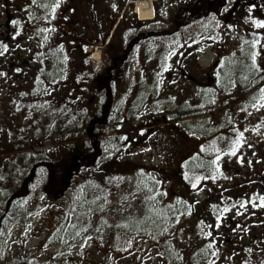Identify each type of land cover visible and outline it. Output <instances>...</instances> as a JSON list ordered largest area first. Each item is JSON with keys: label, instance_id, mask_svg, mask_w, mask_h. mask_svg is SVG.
Here are the masks:
<instances>
[{"label": "rangeland", "instance_id": "obj_1", "mask_svg": "<svg viewBox=\"0 0 264 264\" xmlns=\"http://www.w3.org/2000/svg\"><path fill=\"white\" fill-rule=\"evenodd\" d=\"M135 1L0 0V179L19 190L43 151L66 178L47 187L42 169L0 209V264H264V0L175 34L179 10L206 0H155L152 21ZM131 43L111 137L97 129L109 140L86 167L73 144L96 141L82 119L105 98L94 68ZM190 121L206 134L180 141Z\"/></svg>", "mask_w": 264, "mask_h": 264}, {"label": "trees", "instance_id": "obj_2", "mask_svg": "<svg viewBox=\"0 0 264 264\" xmlns=\"http://www.w3.org/2000/svg\"><path fill=\"white\" fill-rule=\"evenodd\" d=\"M213 1V5H210L211 2H209V0H206L205 2L201 3L200 5H198V3L196 2L195 4L189 5L187 6L185 9H183L182 11L178 12L171 27V33L175 34V33H179L181 30H183L184 28H187L195 23H197L198 21H200L201 19L209 16L212 13H216L218 15H220L221 13V9H223L228 0H212ZM259 0H237L235 2L234 8L236 7H240V6H245V5H252L255 4V6H257V4H259L258 2ZM261 1V0H260ZM89 26V31H91L90 25ZM6 30V29H4ZM8 33V30H6ZM6 34V33H5ZM113 38V37H112ZM112 38L110 39L108 45H106L108 48V50L112 47ZM105 39L103 41H99L103 43V45L105 44ZM128 44L127 48L126 45L125 47H120V48H114L111 51V60H110V65L108 66V68L106 70H104V72L97 74V70L96 68H94V74L93 75H102L103 77H101V86L100 88L102 89L103 92H105V98L103 100L102 105L100 103H96L95 104V109H92V113L88 112L87 116H82V119L85 121V124L88 126V129L85 131L88 134H90L91 136H98L96 141L90 142V141H81L82 142V146L81 148H79V144H73L75 145L76 149H78L76 155L78 156V160L79 164L82 163L83 165H85L86 167H92L95 165L94 162H96V158L97 156L100 155V151H101V145H102V141H100L101 139H99L101 136H103L102 134H99L100 132L97 131V129H102L104 128L105 125H107L110 122V119L116 114V109H115V105L113 104V97L111 96V83L112 80L117 76V74L121 75V69H123L125 63L128 60V57L131 52L132 49L134 47V45ZM7 61H9L7 59ZM5 63V62H4ZM11 65H14L11 63ZM95 75V76H96ZM251 77H253V74L251 75ZM98 78V77H97ZM99 80V78L97 79ZM102 100V99H101ZM185 110H183L184 112H187L189 109L184 108ZM83 121V122H84ZM199 125L201 124H197V122L191 121V122H185L182 124V126L180 127V131H173L174 134L177 135V137L179 138L180 141H184L186 140L188 135L193 139V138H197L200 139L201 136L206 134V130L204 131L203 128H201ZM211 127H212V132H210V134L207 135L211 136L214 134H217V132H219L220 127L217 126H213L211 123ZM228 128V127H227ZM187 133L188 135L186 136ZM204 138V137H203ZM74 147V148H75ZM87 147V148H86ZM79 152V154H78ZM52 154H47V152H43V153H39V154H35L34 156L30 157L29 159H27L25 161V170L24 174L21 176V181H22V186L21 188L18 189H10L9 184H4L3 180L0 179V209L6 208L8 207V209H6L5 211H7V213L9 214L10 212V208L15 204L16 201V197L15 194H19L21 192H25V190H27V188L29 187V185L31 186V184L34 182L32 179L35 178V176L38 174V172L40 170H45L46 172V183H47V187L50 184H52V182L54 181V183L58 184L57 186H63L66 182V178L62 169V165L60 163H57L55 161H53V159L55 158V156H52ZM64 155V153H63ZM67 155H70V153H67ZM87 158H83L86 157ZM59 161V159H58ZM61 161V160H60ZM200 162V160H199ZM107 165H113L110 164V162L107 163ZM189 167H193L194 165H189ZM65 168V167H64ZM73 169V168H72ZM71 169V170H72ZM181 172V171H179ZM262 181V180H261ZM260 180H253L254 182H257L258 184L261 183ZM264 182V180L262 181ZM253 183H249V184H253ZM48 189V188H47ZM65 189V188H64ZM14 190H16V192H14ZM60 193H63V190H61L58 195ZM183 197V195H181ZM1 215H4L1 214ZM5 223V222H4ZM4 223H2V220H0V231L3 229L4 227ZM246 262H249L251 264L255 263L256 261L254 260V258H249L246 260ZM34 264V262H33Z\"/></svg>", "mask_w": 264, "mask_h": 264}, {"label": "bare ground", "instance_id": "obj_3", "mask_svg": "<svg viewBox=\"0 0 264 264\" xmlns=\"http://www.w3.org/2000/svg\"><path fill=\"white\" fill-rule=\"evenodd\" d=\"M155 0H138L135 1V13L140 15L143 21H152L154 19V7L153 3ZM95 61H100V53L97 52L94 56Z\"/></svg>", "mask_w": 264, "mask_h": 264}, {"label": "flooded vegetation", "instance_id": "obj_4", "mask_svg": "<svg viewBox=\"0 0 264 264\" xmlns=\"http://www.w3.org/2000/svg\"><path fill=\"white\" fill-rule=\"evenodd\" d=\"M216 67H217V65H216ZM217 69H218V68H217ZM217 69H216V70H217ZM216 70H215V71H216ZM215 71H212V74H215V73H216ZM212 74L210 75L211 78H212ZM211 81H212V80H211Z\"/></svg>", "mask_w": 264, "mask_h": 264}, {"label": "water", "instance_id": "obj_5", "mask_svg": "<svg viewBox=\"0 0 264 264\" xmlns=\"http://www.w3.org/2000/svg\"><path fill=\"white\" fill-rule=\"evenodd\" d=\"M198 4H200V2Z\"/></svg>", "mask_w": 264, "mask_h": 264}, {"label": "snow or ice", "instance_id": "obj_6", "mask_svg": "<svg viewBox=\"0 0 264 264\" xmlns=\"http://www.w3.org/2000/svg\"><path fill=\"white\" fill-rule=\"evenodd\" d=\"M262 91H264V90H262Z\"/></svg>", "mask_w": 264, "mask_h": 264}]
</instances>
